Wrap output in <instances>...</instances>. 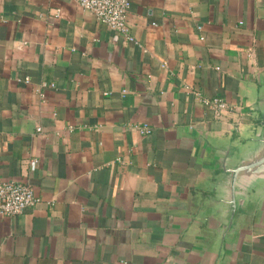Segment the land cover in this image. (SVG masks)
Instances as JSON below:
<instances>
[{
	"label": "crops",
	"instance_id": "1",
	"mask_svg": "<svg viewBox=\"0 0 264 264\" xmlns=\"http://www.w3.org/2000/svg\"><path fill=\"white\" fill-rule=\"evenodd\" d=\"M128 24L0 0V178L41 198L0 216V264H264V177L231 190L263 131L264 0H132Z\"/></svg>",
	"mask_w": 264,
	"mask_h": 264
},
{
	"label": "built area",
	"instance_id": "2",
	"mask_svg": "<svg viewBox=\"0 0 264 264\" xmlns=\"http://www.w3.org/2000/svg\"><path fill=\"white\" fill-rule=\"evenodd\" d=\"M78 4L87 10L92 11L96 17L108 24L116 32L124 33L130 39H134L129 34L128 13L132 5V0H77ZM61 8H56L58 16ZM18 80L30 82L29 76L19 77ZM204 104L211 106L216 115H220L223 110L235 111L236 105L229 102L222 96H202ZM38 129H41L39 126ZM142 133L151 132V127L147 124L140 127ZM37 160L31 161L34 169ZM34 187L27 181L0 178V216L15 215L23 212L28 207L35 206L40 201Z\"/></svg>",
	"mask_w": 264,
	"mask_h": 264
},
{
	"label": "water",
	"instance_id": "3",
	"mask_svg": "<svg viewBox=\"0 0 264 264\" xmlns=\"http://www.w3.org/2000/svg\"><path fill=\"white\" fill-rule=\"evenodd\" d=\"M263 125V131L261 137L258 140V146L254 150L253 154L241 160L239 164L231 169V190H232V203L235 210L236 203V186L238 185L239 178H242V182L252 184L256 178L264 177V119L261 120Z\"/></svg>",
	"mask_w": 264,
	"mask_h": 264
}]
</instances>
